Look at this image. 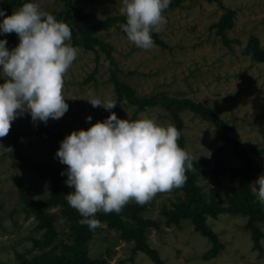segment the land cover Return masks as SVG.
Listing matches in <instances>:
<instances>
[{
	"label": "rangeland",
	"instance_id": "374dc122",
	"mask_svg": "<svg viewBox=\"0 0 264 264\" xmlns=\"http://www.w3.org/2000/svg\"><path fill=\"white\" fill-rule=\"evenodd\" d=\"M27 2L70 26L72 38L66 43L77 48L78 55L64 76L62 95L69 105L64 116L45 124L33 122L26 112L11 122L17 139L9 133L0 138V264L61 256L75 243L63 208L49 204L53 185L32 172L25 160L65 172L68 166L55 157L60 142L110 115L92 107L88 100L94 97L114 100L111 111L119 119L147 118L177 129L181 123L192 163L185 174L187 180L193 176L203 204L220 209L205 222L221 249L214 254L213 242L193 220L180 217L190 200L186 180L143 205L130 200L124 206L141 208L138 217L148 223L144 243L158 253L160 263L139 250L136 239L108 226L102 211L95 214L101 223L89 242L92 259L98 264H264V223L257 224L263 235L258 250L249 217L226 211L240 187V178L229 170L240 163L217 127L191 108L210 109L230 127L231 138L264 149V0H171L162 13L167 24L151 33L155 46L149 50L136 47L122 30V0H0V9L10 16ZM6 47L11 51L16 46ZM117 82L129 92H118ZM140 101L153 104L143 106ZM88 116L91 122H86ZM254 160L261 163L264 156ZM219 161L228 170L214 177ZM262 174L256 172L252 182ZM250 191L260 204L252 185ZM35 204L46 207L51 230L42 227ZM123 219L130 222V216Z\"/></svg>",
	"mask_w": 264,
	"mask_h": 264
},
{
	"label": "clouds",
	"instance_id": "9594fccd",
	"mask_svg": "<svg viewBox=\"0 0 264 264\" xmlns=\"http://www.w3.org/2000/svg\"><path fill=\"white\" fill-rule=\"evenodd\" d=\"M171 0H122L121 25L136 47L155 46L151 35L167 24L162 14ZM0 35L16 33L18 45L11 51L7 39H0V138L11 122L29 113L33 122L47 124L58 120L69 105L62 95L64 76L76 60L78 49L66 43L72 38L68 24L39 8L24 3L12 15L0 9ZM93 108L102 107L110 115L87 130L73 131L61 142L55 157L67 165L68 204L83 217L81 225L89 230L100 226L97 212L120 213L130 201L143 205L158 192L182 187L191 156L177 141L180 131L158 125L152 119H119L111 110V98H91ZM92 116L86 117L91 122ZM252 192L264 205V174L251 183Z\"/></svg>",
	"mask_w": 264,
	"mask_h": 264
},
{
	"label": "trees",
	"instance_id": "16d2710c",
	"mask_svg": "<svg viewBox=\"0 0 264 264\" xmlns=\"http://www.w3.org/2000/svg\"><path fill=\"white\" fill-rule=\"evenodd\" d=\"M76 25L79 26L80 30L83 28V25L79 22H77ZM7 41L9 44L17 46L19 38L17 34H15L10 36ZM117 88L120 93L129 92V88L126 86L123 87L119 82H117ZM139 104L146 106L153 103L140 101ZM191 108L193 111L198 112L205 120L213 123L217 127L222 141L226 144V146L233 149V153L240 163L239 166L229 170V173L233 178H240V187L237 189L230 209H227L226 211L232 214H242L249 217L250 227L255 231L256 249L261 250L260 240L263 235L258 231L257 224L260 222L264 223V205L254 201L250 191V186L255 173L264 171V161L256 163L254 160L256 156H264V149L258 150L257 146L254 144L242 143L231 138L229 135L230 127L218 118V116H216L210 109L198 105H192ZM180 128L181 123L178 122L179 131ZM9 134L13 135L14 138L17 139L18 135H16L12 126L10 127ZM177 143L181 148L185 149V140L182 134ZM25 162L32 172L38 174L41 179L50 182L53 185L54 199L53 202L49 204L53 207L60 206L63 208L64 213L67 215L72 224V230L76 240L73 245L67 247L66 250L62 252L61 256L41 257L33 260L32 262L23 259L22 264H98L97 261L92 259L89 255V242L92 239L93 230H89L87 225H81L79 223L83 217L76 209L72 208L66 200V195L69 193L68 186L65 183V175H61L62 172L53 165H43L30 162L28 160H25ZM188 170L189 169H186L187 175H189ZM227 170V168L222 166V162L219 161V164L215 171L212 172V175L214 177H218V175H225ZM185 189L189 193V205L187 209L179 215L182 218H191L193 220L196 225V229L201 231L213 242V253L216 254L221 249V244L217 235L207 226L205 217L207 215H216L220 209H213V207L203 204L200 191L194 185L193 176L190 175V178L187 180V185H185ZM35 205L36 207L34 210L37 218L43 222L42 227L51 230V220L49 215L46 213V207H43L41 204ZM140 210L134 207H130L126 210L123 207L121 212L118 214L115 212L108 213L106 217L108 226L118 228L129 240L136 239L139 244L138 249L147 252L154 261L160 263L158 253L148 248V246L144 243L142 236L144 230L146 229V224L148 223L138 217V212ZM123 216H130V222L124 221Z\"/></svg>",
	"mask_w": 264,
	"mask_h": 264
}]
</instances>
